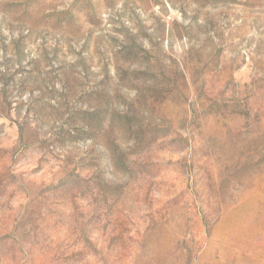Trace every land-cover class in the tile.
<instances>
[{
    "label": "rangeland",
    "instance_id": "1",
    "mask_svg": "<svg viewBox=\"0 0 264 264\" xmlns=\"http://www.w3.org/2000/svg\"><path fill=\"white\" fill-rule=\"evenodd\" d=\"M0 264H264V0H0Z\"/></svg>",
    "mask_w": 264,
    "mask_h": 264
}]
</instances>
